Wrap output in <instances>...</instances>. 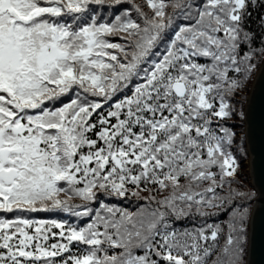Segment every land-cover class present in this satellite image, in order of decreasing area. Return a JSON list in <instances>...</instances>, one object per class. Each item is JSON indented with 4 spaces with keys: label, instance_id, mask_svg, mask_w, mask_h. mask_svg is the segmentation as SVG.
Masks as SVG:
<instances>
[{
    "label": "snow or ice",
    "instance_id": "6c2138e0",
    "mask_svg": "<svg viewBox=\"0 0 264 264\" xmlns=\"http://www.w3.org/2000/svg\"><path fill=\"white\" fill-rule=\"evenodd\" d=\"M108 2L121 0H0V213L15 216H0V264H240L245 211L222 248L218 225L178 233L168 221L245 195L217 193L240 167L221 122L264 55L246 27L264 0H145L139 21L89 15ZM177 15L190 22L173 29ZM117 35L125 44L108 39ZM152 190L166 193L150 198L154 209L88 207L98 193ZM56 210L91 219L66 227L15 215ZM74 242L87 247L71 254Z\"/></svg>",
    "mask_w": 264,
    "mask_h": 264
},
{
    "label": "trees",
    "instance_id": "16d2710c",
    "mask_svg": "<svg viewBox=\"0 0 264 264\" xmlns=\"http://www.w3.org/2000/svg\"><path fill=\"white\" fill-rule=\"evenodd\" d=\"M193 3H199L200 0H190ZM136 5L141 6L144 11H149L147 5L145 4V0H121L119 4L108 2L104 5H90L89 6V15H92V10H95V15L100 22H112L115 20V17L120 15L123 16L126 13L130 15V17L134 20H140L139 14L136 12ZM169 13L173 12V9L170 7L167 9ZM264 16V7L257 6L251 11L250 19L246 25L249 31H252L255 34V41L252 47H254L257 52L261 46H264V28L261 27L260 18ZM142 22V21H141ZM190 21L185 20L182 15H177L173 17V29L178 27L180 24H187ZM172 36V29H168L165 35V40L163 43L159 44V49L163 51L165 47H167V39ZM112 42L125 44V41L120 38L119 35L111 36L108 38ZM247 50V47L245 48ZM263 55H257L253 59V63L256 65L255 69L251 71L248 78L246 79V83L242 90L236 92L235 95L231 97V104L234 107V114L231 119L222 121L226 127L230 129L231 132L234 133L233 144L231 146V151L237 158L240 167L238 169V176L236 181L229 184H225L223 189H217L218 195L221 197H228L230 189L238 190L240 192L245 193L243 197L232 195L228 199H225L219 207H204L202 211L206 213V215H199L195 207L192 209L191 213L182 216L176 217L171 216L169 218L168 223L170 224L169 230H175L178 233H183L185 231L195 232L201 227H205L207 224L218 225L221 229L218 236V245L219 247H223L225 245L226 239L231 232L229 224L237 211L243 210L246 212L243 223V234L240 237L241 244V255H240V264L244 263L246 245H247V233H248V218L250 215L251 207L255 197V188L250 182V175L247 168L248 164V152L246 150V142L244 137V121H243V107L244 100H246L252 79L254 74L260 64ZM201 63H206L207 60L205 58H200ZM235 77V73H232ZM75 91L72 93L61 97L60 100L54 101L49 104V107L52 104L56 106H61L62 102L67 103L70 99L75 98ZM130 94V92H129ZM123 94H118L117 97H114L112 101H109L104 104L102 110H98L99 112H103L106 115L107 111L110 109L112 103L116 102L118 98H122ZM97 99L100 98H90ZM98 114H94L93 122L98 120ZM151 187V186H150ZM163 195L166 193L158 194L155 190L152 191H141L139 196H132L131 194L126 197H118V196H108L104 193H98L97 200L88 203L89 209L92 210V215H95V211L99 209L101 203L106 204L109 207L119 208L122 210H127L129 212H138L142 208L144 209H154L156 205L151 203L150 198L155 196L156 199H161ZM74 204L83 203L79 199L73 201ZM219 203V202H218ZM242 206V207H241ZM77 211H82L83 209H76ZM15 215H23L32 220H56L57 222L65 223L67 226L72 227H84L90 221L91 217L89 216H76L68 212L56 210L51 212H35V213H16ZM0 216L5 218H15L12 213H0ZM59 229H52V232L58 233ZM235 235V234H234ZM59 239L58 236L51 237L48 241L49 244L55 243ZM87 246L74 242L71 246V254H79L86 249ZM116 250H110L113 252ZM142 249L137 250V254H143ZM67 255V254H65ZM59 259V258H57ZM215 259V256L212 257Z\"/></svg>",
    "mask_w": 264,
    "mask_h": 264
},
{
    "label": "water",
    "instance_id": "95a60500",
    "mask_svg": "<svg viewBox=\"0 0 264 264\" xmlns=\"http://www.w3.org/2000/svg\"><path fill=\"white\" fill-rule=\"evenodd\" d=\"M244 137L250 182L255 197L248 218L243 264H264V55L252 79L243 107Z\"/></svg>",
    "mask_w": 264,
    "mask_h": 264
},
{
    "label": "rangeland",
    "instance_id": "374dc122",
    "mask_svg": "<svg viewBox=\"0 0 264 264\" xmlns=\"http://www.w3.org/2000/svg\"><path fill=\"white\" fill-rule=\"evenodd\" d=\"M249 162V161H248ZM249 167V163L247 164V168Z\"/></svg>",
    "mask_w": 264,
    "mask_h": 264
}]
</instances>
